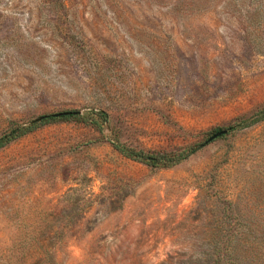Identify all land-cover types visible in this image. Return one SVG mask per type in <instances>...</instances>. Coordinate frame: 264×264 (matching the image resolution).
<instances>
[{
    "label": "rangeland",
    "instance_id": "1",
    "mask_svg": "<svg viewBox=\"0 0 264 264\" xmlns=\"http://www.w3.org/2000/svg\"><path fill=\"white\" fill-rule=\"evenodd\" d=\"M33 124L0 148V264H203L226 216L264 248V0H0V137Z\"/></svg>",
    "mask_w": 264,
    "mask_h": 264
},
{
    "label": "trees",
    "instance_id": "2",
    "mask_svg": "<svg viewBox=\"0 0 264 264\" xmlns=\"http://www.w3.org/2000/svg\"><path fill=\"white\" fill-rule=\"evenodd\" d=\"M99 118L106 120L102 114L96 113ZM81 116L80 113L72 115H63L60 117L49 116L40 123L50 122L58 119H69ZM89 121V120H88ZM90 123H98L94 119H90ZM36 124L31 126L16 128L9 133L0 137V148L7 145L19 136L32 131ZM233 128V127H231ZM114 147L125 157L145 163L152 167H171L179 164L183 160L189 158L196 153L207 142H202L189 146L177 153L152 152L147 153L142 150H134L127 148L117 142H113ZM230 206L234 205L233 201L227 202ZM236 218L226 216L222 220V224L227 226L222 227L216 232L215 244L213 248L203 252L205 260L203 264H264V248L259 244H252V235L250 232L241 231L234 228Z\"/></svg>",
    "mask_w": 264,
    "mask_h": 264
},
{
    "label": "water",
    "instance_id": "3",
    "mask_svg": "<svg viewBox=\"0 0 264 264\" xmlns=\"http://www.w3.org/2000/svg\"><path fill=\"white\" fill-rule=\"evenodd\" d=\"M77 113H80V111H62V112H57V113H53V114H49V115H44V116H41L40 119H44L46 117H49V116H53V117H60V116H63V115H72V114H77ZM227 130L226 129H223V130H219L217 132H215L209 139L208 141H212L214 140L215 138H217L218 136L226 133Z\"/></svg>",
    "mask_w": 264,
    "mask_h": 264
}]
</instances>
